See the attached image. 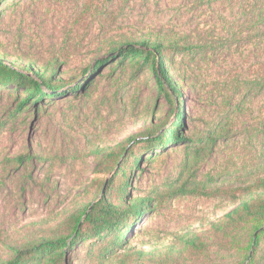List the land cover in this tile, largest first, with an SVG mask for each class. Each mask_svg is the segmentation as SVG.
<instances>
[{"label": "rangeland", "instance_id": "obj_1", "mask_svg": "<svg viewBox=\"0 0 264 264\" xmlns=\"http://www.w3.org/2000/svg\"><path fill=\"white\" fill-rule=\"evenodd\" d=\"M263 14L264 0H0V60L31 77L57 65L55 81L67 83L38 103L26 101L20 87L0 85V262L78 209L93 180L110 175L100 170L101 150L123 146L141 157L121 200H147L126 244L103 264H240L247 228L233 234L241 249L212 244L199 254L184 241L207 236L246 195L186 189L199 191V181L243 188L264 177V126L257 122L264 88L248 84L264 70ZM140 38L197 48L167 56L178 94L160 91L151 69L136 72L128 62L89 75L111 48ZM240 92L230 135L194 150ZM180 113L184 139L161 147L155 139ZM88 246L77 244L63 264H99Z\"/></svg>", "mask_w": 264, "mask_h": 264}, {"label": "trees", "instance_id": "obj_2", "mask_svg": "<svg viewBox=\"0 0 264 264\" xmlns=\"http://www.w3.org/2000/svg\"><path fill=\"white\" fill-rule=\"evenodd\" d=\"M177 41L165 42L163 38L156 40L140 38L135 41H125L118 47L111 48L108 55L96 60L98 67L94 71L92 70L89 75L104 64L112 66L113 62H116L115 67L122 66L123 68L128 62V66H131L136 72L142 71L146 67L151 69L157 77L160 91L166 90V86H168L169 90L178 94L175 83L167 74V56L173 52L188 53L197 48L179 47ZM115 59L118 61H112ZM57 70L58 66L51 64L42 73H35V76L31 77L0 60V85L20 87L28 95L25 98L26 101L34 99L35 103L43 102L47 98L53 97L56 90L67 85L63 81H55L54 75ZM248 84L250 88L263 89L264 70L260 72L258 78L250 80ZM238 97L237 102L222 111L219 119L212 123L208 132L195 140L194 150L199 152L209 150L218 141L226 139L230 135L234 119L242 111V104H240L244 100L242 92ZM22 104L23 102H20L16 110H19ZM181 117L180 113L171 127L158 132L160 135L155 140H161V147L184 139L182 135L178 134ZM257 122L264 126L263 118H259ZM157 131L159 130H155L153 133L156 134ZM126 149L127 147L122 146L112 147L107 151H105L106 148L101 150L106 164L100 170L110 173L108 178L105 180L94 179L92 185L85 191L86 197L83 204L72 212L67 211L66 215L52 227L48 236L25 249L18 250L11 260L0 262V264H63L70 250L77 244L86 242L89 244L86 248L87 254L93 260L96 259L97 263L103 264L111 259L116 250L126 244L124 242L126 231L132 225V220L142 213L147 200L143 197H137L128 203L121 200V197L126 193L130 171L141 157V155H135L132 152L127 153ZM19 159L17 160L19 161ZM111 192L115 193L110 197ZM186 192L199 193V195L207 197L219 195L234 197L239 193L245 194L246 198L220 220L213 223L207 236L193 234L185 239L184 246L189 250H199V254L208 250L212 244L219 247L230 243L235 246V249H241L242 247L238 244L234 245L236 239L233 234H238L242 228H247L249 241L243 251L240 264H264V177L256 179L247 187L232 189L229 187L212 188L208 187L205 182L199 181V191L198 189H186ZM92 194L100 195L92 198ZM143 254L145 253L143 252Z\"/></svg>", "mask_w": 264, "mask_h": 264}, {"label": "water", "instance_id": "obj_3", "mask_svg": "<svg viewBox=\"0 0 264 264\" xmlns=\"http://www.w3.org/2000/svg\"><path fill=\"white\" fill-rule=\"evenodd\" d=\"M82 76L85 77V76H86V72H85L84 75H82ZM83 77H82V78H83Z\"/></svg>", "mask_w": 264, "mask_h": 264}]
</instances>
